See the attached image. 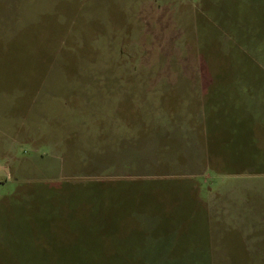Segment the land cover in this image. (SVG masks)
I'll use <instances>...</instances> for the list:
<instances>
[{
  "label": "rangeland",
  "instance_id": "1",
  "mask_svg": "<svg viewBox=\"0 0 264 264\" xmlns=\"http://www.w3.org/2000/svg\"><path fill=\"white\" fill-rule=\"evenodd\" d=\"M0 264H264V0H0Z\"/></svg>",
  "mask_w": 264,
  "mask_h": 264
}]
</instances>
